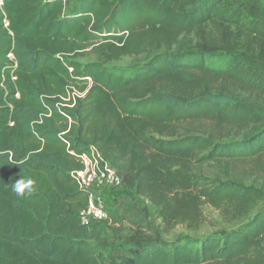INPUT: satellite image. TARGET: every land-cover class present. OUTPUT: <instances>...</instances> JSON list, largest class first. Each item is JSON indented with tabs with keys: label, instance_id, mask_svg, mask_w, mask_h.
Instances as JSON below:
<instances>
[{
	"label": "trees",
	"instance_id": "16d2710c",
	"mask_svg": "<svg viewBox=\"0 0 264 264\" xmlns=\"http://www.w3.org/2000/svg\"><path fill=\"white\" fill-rule=\"evenodd\" d=\"M91 146L159 224L81 222ZM0 264H264V0H0Z\"/></svg>",
	"mask_w": 264,
	"mask_h": 264
},
{
	"label": "built area",
	"instance_id": "2783aa9c",
	"mask_svg": "<svg viewBox=\"0 0 264 264\" xmlns=\"http://www.w3.org/2000/svg\"><path fill=\"white\" fill-rule=\"evenodd\" d=\"M88 85H91V78L87 77ZM87 92L77 87H69L62 99L73 106L78 98L84 97ZM81 168L71 174L82 189L88 190V203L80 212V219L83 224L103 221L109 218V210L106 202L108 190H122L123 180L116 171L104 161L101 152L91 146L89 152L77 156Z\"/></svg>",
	"mask_w": 264,
	"mask_h": 264
},
{
	"label": "rangeland",
	"instance_id": "374dc122",
	"mask_svg": "<svg viewBox=\"0 0 264 264\" xmlns=\"http://www.w3.org/2000/svg\"><path fill=\"white\" fill-rule=\"evenodd\" d=\"M85 54L78 57L80 61L86 62L96 59L97 55L91 48H88ZM145 55H139L138 59H144ZM135 57H126L122 59L119 64L128 65L133 62ZM121 190L113 189L108 190L106 193V202L109 211H113L117 214V217L122 220L121 223H116L114 225V230H111V238L116 237L118 240L124 238L125 236L132 234L136 228H138V223L140 217L144 216L141 212L142 209L146 208V213L150 216L149 221H154V224H159L160 219L158 218V209L149 203L147 200L138 197L136 200L129 198L128 196H122ZM225 225L224 219L221 213L209 206L204 207L203 218L201 221V226L199 232H193L191 234L197 233H207L218 228H223ZM180 232H188V229L184 225L176 226L172 232L167 235L168 238Z\"/></svg>",
	"mask_w": 264,
	"mask_h": 264
},
{
	"label": "clouds",
	"instance_id": "9594fccd",
	"mask_svg": "<svg viewBox=\"0 0 264 264\" xmlns=\"http://www.w3.org/2000/svg\"><path fill=\"white\" fill-rule=\"evenodd\" d=\"M10 163L19 165L22 162L10 160ZM12 191L18 197L30 196L36 191L35 181L30 177H20L12 183Z\"/></svg>",
	"mask_w": 264,
	"mask_h": 264
}]
</instances>
